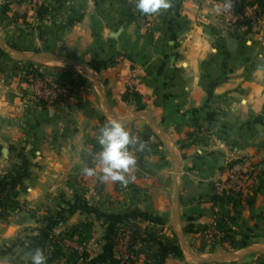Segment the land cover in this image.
Returning <instances> with one entry per match:
<instances>
[{
  "label": "crops",
  "instance_id": "1",
  "mask_svg": "<svg viewBox=\"0 0 264 264\" xmlns=\"http://www.w3.org/2000/svg\"><path fill=\"white\" fill-rule=\"evenodd\" d=\"M17 1L0 0V264H31L79 221L94 226L81 264H114L127 221L152 245L151 264H264V27L232 20L251 0H170L145 21L132 0H45L41 19ZM28 65L86 88L38 105L20 75ZM110 118L156 144L126 186L82 173ZM243 157L259 170L252 190L234 211L218 208L236 249L206 253L213 183Z\"/></svg>",
  "mask_w": 264,
  "mask_h": 264
},
{
  "label": "trees",
  "instance_id": "2",
  "mask_svg": "<svg viewBox=\"0 0 264 264\" xmlns=\"http://www.w3.org/2000/svg\"><path fill=\"white\" fill-rule=\"evenodd\" d=\"M23 0H18L17 3H21ZM133 6H135L134 0H132ZM248 4H255L257 5L260 9L264 8V0H251V3ZM243 4H240L237 8V12H241L243 8ZM6 10L4 9V12ZM37 18L41 19L42 16L45 14V6L41 5L40 7L35 9ZM144 16H148L143 14ZM244 25H248L247 22H243ZM4 56V53L0 50V58ZM21 72V78L24 79V82L29 83V77L30 76H37L40 79H46L44 75L37 69V67L28 65L27 67L23 66L20 70ZM79 79H75L74 83L72 84L73 88L80 89L83 87V89L86 88L85 83L78 82ZM128 96H130V93L126 94L125 96V101L128 99ZM57 105V102H55ZM42 105H45L44 103ZM132 133L134 136L140 138L143 142H145V149L142 152H137L134 151V155L136 156L137 164L141 163L142 157L144 155L148 154L149 151L155 147V142L153 140V136L150 134L148 135H143L140 133H134V131H129ZM135 145L131 146V150L134 148L135 150ZM100 150L99 146L94 147V153L97 154ZM95 164L94 158H92L89 161V166H93ZM241 202H246L241 196V193H233V192H228V193H223L220 196L213 195L211 198V203L214 207L218 206L220 209H227L228 211H234L238 204ZM9 207L19 209L20 206L13 201H8ZM220 218V217H219ZM221 225L224 226V223L221 222ZM129 230L130 235H129V241L127 245V259L123 260L119 258L114 262V264H137L136 261L140 258L143 257V259H147V255L145 252H140L138 249V243L140 244V238H141V233L142 230L139 226H137L135 223H132L130 221H127L125 224L122 226L118 227L115 229V242L119 243L120 240V234L122 230ZM94 231V226L93 223L90 221H79L70 227H68L64 232L58 234V235H51L45 244V250L44 253L47 257L46 264H80L84 262L88 254L86 252V246L92 239ZM205 231L204 230L202 234V238L205 236ZM222 244L219 245L221 247H227L226 250H235L236 245L234 243L233 236L230 231H228L225 228V236L221 240ZM227 244V246H224V244ZM72 246H70V245ZM118 244H116L117 246ZM118 247V246H117ZM80 249V250H78ZM64 260V262H62Z\"/></svg>",
  "mask_w": 264,
  "mask_h": 264
},
{
  "label": "built area",
  "instance_id": "3",
  "mask_svg": "<svg viewBox=\"0 0 264 264\" xmlns=\"http://www.w3.org/2000/svg\"><path fill=\"white\" fill-rule=\"evenodd\" d=\"M45 0H23L26 8L35 11L36 8L43 5ZM251 3V1L249 2ZM134 15L139 16L146 20L147 16L141 14L134 6ZM233 22L237 24L244 25L243 22H247L248 25H244L246 27L254 28L256 30L264 27V8L260 9L255 4H247L244 5L241 12H237L236 10L232 14ZM135 78L136 73L132 71V77L129 82L130 86H135ZM32 90V98L36 104L45 106H55V102L60 104L67 100L70 96L72 86L65 85H57L49 82L47 79H40L37 76H30L28 83ZM80 89H83L81 87ZM134 154V148L132 149ZM258 167L256 164L248 157L239 158L237 160H231L228 158L225 161V164L219 174L217 175L214 183H213V195L220 196L223 193L233 192V193H241V196L244 200L249 196L252 185L257 179L258 176ZM218 206L214 207V216L213 221L208 226L205 231L206 238H210L208 244L212 241L213 244H219L220 240H222L225 236V228L221 225V221L219 219V210ZM129 230L125 229L121 231L120 237L122 241H119V245H123L120 249L122 251L120 253V258L123 260L127 259V245L129 241ZM224 246H227L225 243ZM80 250V249H78Z\"/></svg>",
  "mask_w": 264,
  "mask_h": 264
},
{
  "label": "clouds",
  "instance_id": "4",
  "mask_svg": "<svg viewBox=\"0 0 264 264\" xmlns=\"http://www.w3.org/2000/svg\"><path fill=\"white\" fill-rule=\"evenodd\" d=\"M135 8L145 15H153L171 6L170 0H134ZM100 147L95 155V165L86 166L82 173L87 177H98L101 182H113L127 185L130 182L132 169L136 167V156L131 150L142 152L145 142L130 133L124 124L115 118H110L100 127L96 137ZM99 169V171L97 170ZM31 264H46L44 250L36 248L29 253Z\"/></svg>",
  "mask_w": 264,
  "mask_h": 264
},
{
  "label": "rangeland",
  "instance_id": "5",
  "mask_svg": "<svg viewBox=\"0 0 264 264\" xmlns=\"http://www.w3.org/2000/svg\"><path fill=\"white\" fill-rule=\"evenodd\" d=\"M213 216H214V213H213ZM213 216H212V219H211V222L213 221ZM211 224V223H210ZM209 224V225H210ZM208 228V227H207ZM206 228V229H207ZM210 239V238H209ZM208 238H206V236H204L203 238H202V240H203V242H205V247H204V250L203 251H205L206 253H215V252H226V253H230V252H232L233 250H226V248L227 247H221V246H219V245H221L222 244V242H221V240H220V242H219V244L217 245V244H213V242L214 241H212V242H210L209 244H208V241H210ZM208 240V241H207ZM119 241H122V238L120 237V240ZM116 244H118L117 246H118V249H117V253H118V255H119V258H120V253L122 252V251H120V249H121V247L123 246V245H119V243L117 242ZM68 245H70V244H68ZM70 246H72V245H70ZM120 248V249H119ZM138 250L140 251V252H145V254L148 256L147 257V259H143V257L141 258H139L137 261H136V263L137 264H151V262H152V260H153V247H152V245H150V244H148V241H147V238H145L144 237V233L142 232L141 233V238H140V244L138 243ZM86 249H87V246H86ZM150 258H152V259H150ZM62 262H64V260L62 261ZM81 264V263H80ZM224 264H229V263H224ZM239 264H241V263H239ZM244 264V263H243Z\"/></svg>",
  "mask_w": 264,
  "mask_h": 264
},
{
  "label": "water",
  "instance_id": "6",
  "mask_svg": "<svg viewBox=\"0 0 264 264\" xmlns=\"http://www.w3.org/2000/svg\"><path fill=\"white\" fill-rule=\"evenodd\" d=\"M229 48L233 49V43H230Z\"/></svg>",
  "mask_w": 264,
  "mask_h": 264
}]
</instances>
